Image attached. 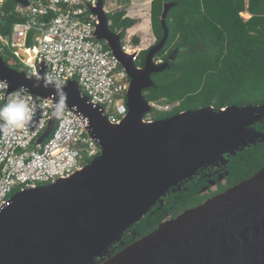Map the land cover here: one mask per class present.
<instances>
[{
  "label": "water",
  "instance_id": "95a60500",
  "mask_svg": "<svg viewBox=\"0 0 264 264\" xmlns=\"http://www.w3.org/2000/svg\"><path fill=\"white\" fill-rule=\"evenodd\" d=\"M175 4L163 5V37L150 49L144 69L132 76L128 113L117 124L93 108L76 80L45 87V67L37 74L19 70L0 51L6 100L15 86L53 100L35 146L51 135L61 107L68 106L88 119L87 130L102 148L74 174L14 193L0 210V264H264V166L200 206L164 219L113 254L122 236L169 192L224 155L264 140L253 128L264 119V103L209 105L145 120L153 106L143 89L154 87L151 74L169 69L178 54L174 50L167 61L154 62L169 39L167 18ZM94 12L99 17L96 36L106 40L101 31H109L105 0ZM107 44L119 58L118 47ZM211 48L200 38L190 51Z\"/></svg>",
  "mask_w": 264,
  "mask_h": 264
},
{
  "label": "built area",
  "instance_id": "2783aa9c",
  "mask_svg": "<svg viewBox=\"0 0 264 264\" xmlns=\"http://www.w3.org/2000/svg\"><path fill=\"white\" fill-rule=\"evenodd\" d=\"M98 3L26 0L16 8L24 20L13 25L9 36H0V51L3 44L9 45L32 73L45 67L46 77L53 83L65 85L76 80L93 108L117 124L128 113L130 81L114 51L96 36L99 20L94 9ZM20 89L13 90L6 100L8 85L0 80V106ZM24 94L31 96L33 121L22 128L0 130V210L15 192L68 177L102 150L87 130L88 119L68 106L61 107L51 135L35 146L46 130L54 104L52 98H41L27 89ZM152 106L159 108L155 103Z\"/></svg>",
  "mask_w": 264,
  "mask_h": 264
},
{
  "label": "trees",
  "instance_id": "16d2710c",
  "mask_svg": "<svg viewBox=\"0 0 264 264\" xmlns=\"http://www.w3.org/2000/svg\"><path fill=\"white\" fill-rule=\"evenodd\" d=\"M25 1H3L0 36H9L13 25L24 20L16 8ZM165 2L176 4L168 13L169 39L160 55L167 51L171 54L175 49L178 54L169 69L157 73L149 100L162 104L179 101L180 104L166 114L168 117L209 105L220 109L264 103V0H249L247 5L245 0H152L149 15L143 8L148 9L147 0L140 5L142 14L135 10H118L115 24L124 27L125 32H133L137 43V32L144 37L150 22L160 40L164 34L161 15ZM245 11L252 15L248 20L241 16ZM200 38L212 47L209 52L190 51ZM28 43L30 45L31 41ZM12 49L4 46L1 52L8 59L7 64L19 69L10 60L13 56L16 63L22 64ZM168 54L163 56L165 61ZM5 103L2 102V106ZM156 111L155 120L166 117Z\"/></svg>",
  "mask_w": 264,
  "mask_h": 264
},
{
  "label": "flooded vegetation",
  "instance_id": "af4514ba",
  "mask_svg": "<svg viewBox=\"0 0 264 264\" xmlns=\"http://www.w3.org/2000/svg\"><path fill=\"white\" fill-rule=\"evenodd\" d=\"M105 11L107 13L109 31L107 33L105 30L101 29L106 37V40L103 41L106 43L110 42L111 44L118 47L120 63L126 69V76L128 80L131 81V78L134 76L135 72H139L144 69L150 49L158 44L162 38L158 40L153 32L152 26L149 25V29L146 31V34H144V37L143 35L141 36V33L137 32L139 42L135 43L133 33H130L129 31L125 32L124 27L116 26L115 20L117 18L118 11L113 12L106 9V3ZM147 42H149V44H147ZM161 51L155 55V63L160 64L165 62L166 59H164L163 56L168 54V51L165 52L164 55H160ZM169 55L170 54H168V57ZM156 79L157 73L151 74V80L155 84ZM153 88L154 87H148L143 89V95L151 104L155 103L156 105L160 106L159 102L156 103L149 100L151 90ZM172 103H168L167 105ZM160 107L162 110H164L162 108L163 106ZM174 108L169 109L168 107L167 109L169 110L167 111L171 112ZM156 110L157 109L153 107L151 112L144 116L145 120H155V116L157 115ZM167 111L164 110V112ZM166 117H168V115H166ZM253 128H255L257 132H259L262 137H264V119L255 123ZM256 152L264 153V140L248 145L242 150H237L235 155L226 154L222 160L204 167L196 174V176L188 180L182 187H180V189L170 192L161 203H158L152 207L149 212L143 218H141V220L135 223L134 227L139 230V232H137L136 236H134L132 232H128V236L124 238V245H130L139 240L141 237H144L148 233L152 232L164 219L175 218L185 210L196 208L204 202L226 192L228 189L232 188L244 179L246 180L251 177L264 164L263 162L253 174L250 173L248 175L245 171H243L249 164L247 157ZM242 177L245 178L243 179ZM181 199L186 201L182 202ZM185 202L189 203L190 205L184 207L183 204ZM133 229L134 228H131L129 231H132ZM114 248L116 250L113 252V254L122 249L123 245H117Z\"/></svg>",
  "mask_w": 264,
  "mask_h": 264
},
{
  "label": "rangeland",
  "instance_id": "374dc122",
  "mask_svg": "<svg viewBox=\"0 0 264 264\" xmlns=\"http://www.w3.org/2000/svg\"><path fill=\"white\" fill-rule=\"evenodd\" d=\"M147 0H128V1H125V0H105V3H106V9H108V10H111V11H118V10H128V11H133V10H135L134 12L135 13H137V14H142V12H140V10H142L141 9V4H143V3H145ZM149 1V4H148V9H145V7H143L144 8V13L146 12L147 13V15H149V11H150V5H151V1L152 0H148ZM146 8H147V6H146ZM243 13H244V15H243ZM242 13V17L244 18V19H246V20H248L249 18H250V16L249 15H247V12H243ZM138 17V16H137ZM149 25H151L150 24V22H149ZM130 33H133V32H130ZM147 44H149V42H147ZM4 46H6V48H10L9 47V45H7V44H3ZM31 45H32V42H31ZM13 51H14V49H12ZM202 53V52H201ZM207 53V52H206ZM4 59H5V61L7 62L8 61V59L6 58V57H4ZM10 60L12 61V62H15V64H17L18 65V67H19V69L20 70H22V71H26V72H29V73H32L31 72V70L29 69V68H27L25 65H22V64H18V62L16 63V60L13 58V56H11V58H10ZM177 60V59H176ZM158 79V78H157ZM14 88H16L17 89V87L15 86ZM157 103V102H156ZM159 104V103H158ZM162 103H160L159 105L160 106H163L162 108L164 109V110H169V109H172V108H174V107H176V106H178L179 105V102L178 101H174L172 104H170V105H167L166 103H164V104H162ZM159 106V108L157 109L158 111H162V113L160 114V116H163V115H166V114H170V112H164V110H162L161 109V107ZM169 107V109H167ZM53 112V111H52ZM52 112H51V114H52ZM156 113H157V111H156ZM237 151V150H236ZM236 153V152H235ZM264 159V153L263 152H256V153H252L250 156H248L247 157V160H248V162H249V164L246 166V168L243 170V171H245L246 172V174H250V173H254V170H255V168L257 167V166H260L263 162H262V160ZM92 161V160H91ZM91 161H88V163H90ZM262 162V163H261ZM263 166H264V164H263ZM262 166V167H263ZM261 167V168H262ZM245 174V175H246ZM194 176H196V175H194ZM193 176V177H194ZM193 177H191V178H193ZM190 178V179H191ZM243 178V177H242ZM241 178V179H242ZM245 178V177H244ZM243 178V179H244ZM190 179H188V180H190ZM240 179V178H239ZM237 180V179H236ZM245 180V179H244ZM40 185H46V184H40ZM182 187V186H181ZM172 192V191H171ZM16 193V192H15ZM170 193V192H169ZM168 193V194H169ZM167 194V195H168ZM166 195V196H167ZM181 201L183 202V201H186V200H184V199H181ZM180 203V202H179ZM190 204L189 203H184L183 204V206L184 207H187V206H189ZM173 210H175V209H173ZM131 228H134L132 231H128V232H132L133 234H134V236H136L137 235V232H139V230H137L134 226H132ZM128 232H126V234H124L123 236H122V240L120 241V242H118V243H116L115 245H114V247H116L117 245H123L124 244V238H126L128 235ZM113 247V248H114Z\"/></svg>",
  "mask_w": 264,
  "mask_h": 264
},
{
  "label": "clouds",
  "instance_id": "9594fccd",
  "mask_svg": "<svg viewBox=\"0 0 264 264\" xmlns=\"http://www.w3.org/2000/svg\"><path fill=\"white\" fill-rule=\"evenodd\" d=\"M52 83L45 77V87ZM25 89L18 90L3 106H0V130L22 128L34 119V107L31 96L24 94Z\"/></svg>",
  "mask_w": 264,
  "mask_h": 264
},
{
  "label": "crops",
  "instance_id": "0c3cea01",
  "mask_svg": "<svg viewBox=\"0 0 264 264\" xmlns=\"http://www.w3.org/2000/svg\"><path fill=\"white\" fill-rule=\"evenodd\" d=\"M246 1V5L248 4V2H249V0H245ZM245 12H247V11H245ZM243 13V12H242ZM242 13H241V15H242ZM248 14H249V16L251 17L252 15L249 13V12H247ZM246 20V19H245Z\"/></svg>",
  "mask_w": 264,
  "mask_h": 264
},
{
  "label": "bare ground",
  "instance_id": "6f19581e",
  "mask_svg": "<svg viewBox=\"0 0 264 264\" xmlns=\"http://www.w3.org/2000/svg\"><path fill=\"white\" fill-rule=\"evenodd\" d=\"M243 15H244V13H243ZM247 15H249V14L247 13Z\"/></svg>",
  "mask_w": 264,
  "mask_h": 264
}]
</instances>
